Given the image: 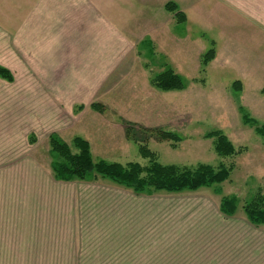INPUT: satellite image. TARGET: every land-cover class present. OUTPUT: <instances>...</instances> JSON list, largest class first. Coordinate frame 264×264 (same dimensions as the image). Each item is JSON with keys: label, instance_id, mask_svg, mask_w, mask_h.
Masks as SVG:
<instances>
[{"label": "rangeland", "instance_id": "1", "mask_svg": "<svg viewBox=\"0 0 264 264\" xmlns=\"http://www.w3.org/2000/svg\"><path fill=\"white\" fill-rule=\"evenodd\" d=\"M184 29L177 24V35ZM194 49L141 56L131 63L141 73H128L111 88L79 86V96L93 98L99 109L20 104L18 89L0 83V264H264V225L252 224L243 209L264 193V85L252 88L259 77L231 59L202 72ZM167 62L186 80L185 89L151 84ZM239 104L257 124L243 120ZM158 130L175 131L181 140H162ZM215 130L239 152L220 156L215 138L206 137ZM54 131L71 145L76 136L87 139L96 160L146 165L142 144L163 164L233 169L223 183L182 194L136 195L101 178L57 182L49 151ZM231 195L239 208L227 216L219 205Z\"/></svg>", "mask_w": 264, "mask_h": 264}, {"label": "crops", "instance_id": "2", "mask_svg": "<svg viewBox=\"0 0 264 264\" xmlns=\"http://www.w3.org/2000/svg\"><path fill=\"white\" fill-rule=\"evenodd\" d=\"M168 2L185 18L168 10ZM213 45L209 64L231 59L259 77L252 88L262 87L264 0H0V66L13 74L0 83L18 89L20 104L90 106L95 101L80 97L79 86L111 88L141 71L131 64L141 56L195 48L191 55L201 57Z\"/></svg>", "mask_w": 264, "mask_h": 264}, {"label": "trees", "instance_id": "3", "mask_svg": "<svg viewBox=\"0 0 264 264\" xmlns=\"http://www.w3.org/2000/svg\"><path fill=\"white\" fill-rule=\"evenodd\" d=\"M166 8L176 12L177 16L185 18L184 14H179L181 12L177 10L174 2H168ZM215 53L213 45L201 55L202 72L206 71L208 64L215 58ZM0 77L9 81L13 80L12 72L3 66H0ZM150 81L153 86L163 91L183 90L187 86L186 80L171 66H166L153 75ZM233 85L237 86L238 90L242 89L239 80ZM99 105V103H93L91 106L99 109ZM239 110L243 113V120L246 123L257 124L242 104H239ZM158 135L162 140L173 141L174 145L181 140L180 135L175 131L158 130ZM206 137L215 138V151L222 157L234 156L239 152L221 130L208 132ZM72 143L73 145L66 142L57 133L49 136V151L53 158L51 165L53 175L57 180L90 181L101 178L137 194L195 192L228 180L233 169L232 165L227 166L224 163L218 167L202 162L194 166L163 164L147 145L142 144L139 150L143 157L148 158L149 163L146 165L139 162L123 164L105 159L96 160L87 139L76 136ZM239 202V198L235 195L224 196L220 202V210L224 215L233 216L238 211ZM248 202L243 208L248 220L256 226L264 224V193L260 191Z\"/></svg>", "mask_w": 264, "mask_h": 264}]
</instances>
